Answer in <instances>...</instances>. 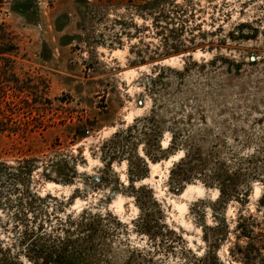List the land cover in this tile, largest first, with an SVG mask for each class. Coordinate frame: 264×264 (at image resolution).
<instances>
[{
  "label": "rangeland",
  "instance_id": "374dc122",
  "mask_svg": "<svg viewBox=\"0 0 264 264\" xmlns=\"http://www.w3.org/2000/svg\"><path fill=\"white\" fill-rule=\"evenodd\" d=\"M261 172L264 0L0 2L4 245L21 215L73 264H264Z\"/></svg>",
  "mask_w": 264,
  "mask_h": 264
},
{
  "label": "trees",
  "instance_id": "16d2710c",
  "mask_svg": "<svg viewBox=\"0 0 264 264\" xmlns=\"http://www.w3.org/2000/svg\"><path fill=\"white\" fill-rule=\"evenodd\" d=\"M0 2H3V0H0ZM141 166L138 172H142L143 174L145 171V163L142 162ZM194 166L199 168L205 165L201 162L199 154L189 151L181 162L171 171V173L176 174L178 186L181 182L190 180V173L198 170ZM202 169L203 168L200 170ZM256 176L263 184V192L259 200V205L264 207V175L261 172L254 175V177ZM216 178L218 177L216 176ZM142 190H144V188L141 189V193ZM153 204H155V202H153ZM14 218L24 225L19 227L16 233V240L12 245H4L2 241H0V264H23L20 260L21 256H24L30 264H73L74 257H72L71 254H73L76 249L71 250L69 248L72 241L68 235L66 238H63L60 235H54L53 233L43 231V226L41 225H39L38 228L30 227L25 216L23 217V222L21 215H15ZM250 219V217L247 219L239 218L237 228L239 229V235L241 237H245L250 241L252 240L255 244L248 243L244 249L240 248L239 252L247 261L257 259L259 262L262 261L264 263V255L262 254L264 252V247H262L264 244V220L254 224L252 220L251 223H248ZM70 222L72 223L73 221ZM83 222L84 220L82 218L79 224L83 225ZM254 228L258 229V234L256 236L252 235Z\"/></svg>",
  "mask_w": 264,
  "mask_h": 264
}]
</instances>
